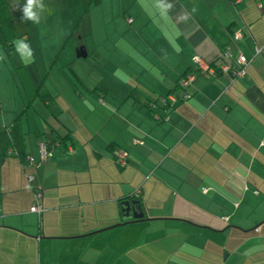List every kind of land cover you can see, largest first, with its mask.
Returning a JSON list of instances; mask_svg holds the SVG:
<instances>
[{
  "label": "crops",
  "instance_id": "obj_1",
  "mask_svg": "<svg viewBox=\"0 0 264 264\" xmlns=\"http://www.w3.org/2000/svg\"><path fill=\"white\" fill-rule=\"evenodd\" d=\"M57 1L32 25L21 22L22 0H7L34 50L25 68L49 98L26 108L6 69L0 125L24 112L33 164L0 145V264H264V0H144L126 45L100 57L81 37L66 44L70 18ZM50 37L58 45L36 47ZM225 46L249 59L244 76H205L193 59L213 61ZM185 73L195 79L183 91ZM41 142L53 143L43 158ZM133 200L143 218L122 221Z\"/></svg>",
  "mask_w": 264,
  "mask_h": 264
},
{
  "label": "trees",
  "instance_id": "obj_2",
  "mask_svg": "<svg viewBox=\"0 0 264 264\" xmlns=\"http://www.w3.org/2000/svg\"><path fill=\"white\" fill-rule=\"evenodd\" d=\"M98 2L99 0H66V8H67L68 15L70 18V27H71L70 28L71 31L66 41V44L76 38V35L78 34V30L84 24L91 6L93 4L94 5L98 4ZM237 30H240L243 36L242 30L236 29L232 31V38H233V34ZM16 37H17V34L15 33V24H14L13 19L10 16L8 2L7 0H0V44L4 48L6 54L11 59L14 65V70L17 72L18 76L20 77V81L22 82L27 92L28 96H27L26 108H28L31 106L33 100L36 97H40L42 98L43 101H46L47 98H49V94L42 92L40 90V87H36V86L34 87L31 77L25 68V65L21 62V60L19 59L18 55L15 52L12 42ZM240 39L233 38L234 41H239ZM226 49H229V47L227 46L223 47L218 57L215 60L206 62L208 67L214 69L216 75L222 74L220 72L219 61L222 56V53ZM237 54L238 52L235 55L231 53L232 59H234L237 56ZM198 68L200 67L198 66ZM191 74L194 75V73H185L184 75L180 77V79L186 75H191ZM180 79L178 80V83H177L178 87H179ZM166 104L168 103L165 101V99L163 101L162 99L160 100V105L165 106ZM147 106H149L150 108L157 107L158 104L148 103ZM23 114H24L23 111L19 113L16 116V118L12 121V123L8 126L0 125V145L2 146L4 153L6 155L16 156L20 158L21 160H23L26 157L25 133L23 132V129H22ZM46 143L49 145V147L50 145L53 144V143L51 144L48 142Z\"/></svg>",
  "mask_w": 264,
  "mask_h": 264
},
{
  "label": "rangeland",
  "instance_id": "obj_3",
  "mask_svg": "<svg viewBox=\"0 0 264 264\" xmlns=\"http://www.w3.org/2000/svg\"><path fill=\"white\" fill-rule=\"evenodd\" d=\"M48 2H53L52 4H47L50 10L52 8L53 10L57 8V4H58L57 0H51ZM132 2L133 0H101V3L97 9L95 8L96 6L93 4L86 17V20H89L87 22L88 29L83 28V26L85 25L83 24L79 28L75 40L81 37L80 41L87 44L89 47L97 46L98 49L97 53H99L98 57L102 56L103 54L110 55V51H112V49L114 48H118L121 50L122 48L121 46L126 45L123 44V42L127 37L129 26L133 25L131 21L135 17L134 11L137 9H141L142 11L145 12L144 0H134L135 5L133 6L132 9H130ZM151 10H155V8L152 7ZM47 16L48 15L46 16L42 15V17L44 18ZM141 16H145V15L141 14ZM127 18L128 19L130 18L131 21H128ZM127 21L131 23H128ZM24 23L27 24V22ZM21 28H22V24L19 22V24L16 26L15 33L17 34V37L15 39L22 38L21 37L22 34L19 33V30ZM23 33L26 34V32ZM34 40H36L37 42L36 47L38 46L51 47L58 45L56 38H51V37L47 39L42 38L41 40L36 38ZM12 66L14 67V65L10 63L9 56L7 54L5 56L3 50H1L0 48V86L2 85V83L8 82L10 75L6 69H10L12 71ZM4 88L7 90L9 89V86H5ZM2 94L5 95L8 99H10L9 95L7 94V92H5V90ZM5 102L7 103V101Z\"/></svg>",
  "mask_w": 264,
  "mask_h": 264
},
{
  "label": "built area",
  "instance_id": "obj_4",
  "mask_svg": "<svg viewBox=\"0 0 264 264\" xmlns=\"http://www.w3.org/2000/svg\"><path fill=\"white\" fill-rule=\"evenodd\" d=\"M237 2H238V0H236V3ZM128 21H131V19L129 18ZM241 37H242V33L240 30L235 31V33L233 34L234 39H240ZM257 52H259V51H257ZM193 60L201 68V70L204 72L205 76L208 77L210 75H214V76L216 75L214 69L208 67L207 64L204 63L198 57H195ZM249 62H250L249 59L244 54H242L241 52L238 53L234 59H232V56H231L229 49H226L222 53V56H221L220 61H219L220 72L230 75V77L232 79L241 78L242 76H244L245 68L248 66ZM194 79H195V76L192 74L182 77L179 81V87L183 91H185V88H187L192 83V81ZM187 97H188V94L186 92H184L183 98H187ZM163 100L164 99H162V101ZM175 100L176 99L173 98L172 102H174ZM39 149H40L41 157L43 158L48 153L49 145L46 142H41L39 144ZM114 155H115V160L118 163V165H120L122 167L126 164L127 156H128L126 151L118 149L117 151H115ZM26 160L28 161V163L33 164V158L26 156ZM29 178L32 179V177H29ZM40 199H41V193L38 190H36V203L31 208V211L37 212L39 214L42 212V207L39 204Z\"/></svg>",
  "mask_w": 264,
  "mask_h": 264
},
{
  "label": "clouds",
  "instance_id": "obj_5",
  "mask_svg": "<svg viewBox=\"0 0 264 264\" xmlns=\"http://www.w3.org/2000/svg\"><path fill=\"white\" fill-rule=\"evenodd\" d=\"M161 15L164 14L167 4L159 3L156 5ZM21 21L30 22L32 25H40L42 15L51 14V10L45 3V0H22L20 3ZM13 46L21 62L25 65L31 63L34 58V50L31 45L24 39L18 38L13 40ZM206 192L207 189H204ZM227 219V218H226Z\"/></svg>",
  "mask_w": 264,
  "mask_h": 264
},
{
  "label": "water",
  "instance_id": "obj_6",
  "mask_svg": "<svg viewBox=\"0 0 264 264\" xmlns=\"http://www.w3.org/2000/svg\"><path fill=\"white\" fill-rule=\"evenodd\" d=\"M77 57H86V51L84 47H80L78 51H76ZM124 206L122 207V211L124 212L121 216L122 221H128L131 219L139 220L142 219L144 216L142 207L138 201H125Z\"/></svg>",
  "mask_w": 264,
  "mask_h": 264
}]
</instances>
